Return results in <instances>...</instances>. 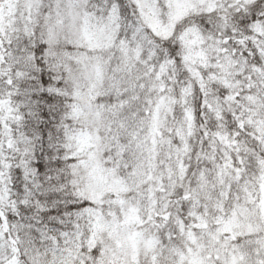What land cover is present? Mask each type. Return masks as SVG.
<instances>
[{"label": "snow or ice", "instance_id": "6c2138e0", "mask_svg": "<svg viewBox=\"0 0 264 264\" xmlns=\"http://www.w3.org/2000/svg\"><path fill=\"white\" fill-rule=\"evenodd\" d=\"M0 264H264V0H0Z\"/></svg>", "mask_w": 264, "mask_h": 264}]
</instances>
